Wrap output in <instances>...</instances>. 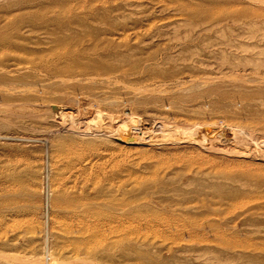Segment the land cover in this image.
Returning a JSON list of instances; mask_svg holds the SVG:
<instances>
[{
	"label": "rangeland",
	"instance_id": "rangeland-1",
	"mask_svg": "<svg viewBox=\"0 0 264 264\" xmlns=\"http://www.w3.org/2000/svg\"><path fill=\"white\" fill-rule=\"evenodd\" d=\"M263 18L264 0H0L28 35L0 51V264H264ZM180 36L230 47L200 74L148 58Z\"/></svg>",
	"mask_w": 264,
	"mask_h": 264
},
{
	"label": "bare ground",
	"instance_id": "bare-ground-1",
	"mask_svg": "<svg viewBox=\"0 0 264 264\" xmlns=\"http://www.w3.org/2000/svg\"><path fill=\"white\" fill-rule=\"evenodd\" d=\"M264 19V18H263ZM202 21V19H201ZM254 21V20H253ZM264 21V20H263ZM183 22V21H182ZM7 20H5L2 24H0V51L1 52H4L6 49H10V48H14V49H25V50H28V48L25 46V43H24V39L26 37H28L27 34H25L22 30V27L23 25L21 24H15V23H8ZM188 23V22H187ZM73 25V24H72ZM174 25V24H173ZM38 25L37 24H31L29 23V30L30 32H32L34 30V28H36ZM175 27V26H174ZM173 27V28H174ZM187 27V26H186ZM70 28V27H69ZM178 28V27H177ZM195 28V27H194ZM204 29L205 31L207 30H212L215 28V25L214 24H206V25H203V27H201V29ZM203 30V32H204ZM222 32V31H221ZM194 33V32H193ZM192 31L190 33L189 31V34H186V36H191V34H193ZM198 33V32H197ZM218 33V32H217ZM177 34V33H176ZM11 35H14L15 37H18L19 38V41H12L11 40ZM180 35V34H179ZM175 36V35H174ZM262 36V35H261ZM74 37V36H73ZM222 37V36H221ZM75 38V37H74ZM173 39V38H172ZM67 40V39H66ZM179 42L180 43V47L178 50H176V53L175 51H165L163 53V55L160 57V61H158V57H157V53H150L148 54V58L151 59L152 61L154 60H157V62H161V63H165V62H173V61H187V60H190V59H194L198 62V65H194L193 67H191L192 69V72L194 73H207V67H203L201 66L202 64H206L207 62L205 61H209L212 57H218L217 55L219 54L218 52H220L222 54L221 57H225V49L226 48H229L230 45H229V40L226 39V40H220V41H207V39H204V40H201V39H197L196 43H194L193 45H189V44H184L185 42L182 41L181 39V36L178 38ZM194 41V40H193ZM73 42V41H71ZM65 41H63L62 44H64ZM233 44V43H232ZM242 46H244V44L240 43ZM64 45H70V44H64ZM71 45H73V43H71ZM241 46V47H242ZM235 47V46H233ZM248 47V46H247ZM252 47V46H251ZM257 47V46H256ZM198 48H201V50L199 51ZM240 48V47H238ZM236 48V49H238ZM246 48V46H245ZM250 48V47H249ZM249 48H246V49H249ZM254 49V47H252ZM53 49V48H52ZM242 49L244 50V47H242ZM245 49V50H246ZM253 49L251 51H253ZM54 51V54H57V57L58 58H63L64 57H69V56H72V55H80V56H87V54H89V48L88 47H83V48H75L74 46H71V47H68L65 48L64 50H57L56 48L53 49ZM136 49L135 48H132L131 50H127V52L125 53H122L121 56H123L124 58L126 57V55H130V53H136ZM258 52V50H257ZM252 53V52H251ZM258 53H264V47H261L259 48V52ZM240 54V53H239ZM103 55L106 56V54H102V55H98L97 58L98 59H101L103 58ZM110 55V54H108ZM220 55V54H219ZM262 55V54H261ZM223 57V58H224ZM228 57V56H227ZM247 57V56H246ZM209 59V60H208ZM213 60V59H212ZM251 61V60H250ZM155 62V61H154ZM156 62V63H157ZM202 63V64H201ZM241 63V61H240ZM239 63V64H240ZM254 63V62H253ZM7 57L6 56H3V57H0V71L1 72H5V70H7ZM201 64V65H200ZM209 64V63H208ZM229 62H227L226 65H228ZM232 64V63H231ZM238 64V65H239ZM219 65V64H218ZM235 65V64H234ZM233 65V66H234ZM212 66V65H211ZM217 66V65H216ZM237 66V65H236ZM242 66V65H241ZM103 67H110L108 64H104ZM219 68V67H218ZM236 68V67H234ZM243 68V67H242ZM68 69V67H67ZM188 69V68H187ZM206 69V70H205ZM221 69V68H220ZM259 69V68H258ZM258 69H256L258 71ZM3 70V71H2ZM139 70V69H138ZM226 70V69H225ZM106 71V70H105ZM262 77H264V75H262ZM246 78V77H245ZM221 79V78H219ZM178 81V80H177ZM136 118V117H135ZM82 121V120H81ZM84 122V121H82ZM144 122V121H143ZM142 123H135L134 124H131L127 121H123V122H120V126H119V131L120 133L124 132L126 135H129L130 132H132L133 130H136V129H141V134L142 133H145V129L146 126H140ZM89 125V124H88ZM93 126V125H92ZM88 127V126H87ZM157 127V126H156ZM213 127V126H212ZM216 127V126H215ZM89 129V128H88ZM143 129V130H142ZM152 129V128H151ZM165 129V127H164ZM163 129V130H164ZM166 130V129H165ZM98 131V130H97ZM221 131V130H220ZM201 132V131H199ZM123 133V134H124ZM227 128L224 129L223 131H221V137L220 138H224V139H227ZM124 134V135H125ZM176 134V133H175ZM199 134V133H198ZM203 134V133H202ZM130 136V135H129ZM184 136V134H183ZM199 136V135H198ZM210 139H213L214 141H218L220 138H218V136H215L214 134V130H212L210 127H208V132H207V135ZM144 137V136H143ZM141 138L138 136V140H141V142H143L142 139L144 138ZM190 137V136H189ZM193 138V137H192ZM121 139V138H120ZM182 139V138H180ZM257 139V138H256ZM190 140V139H189ZM193 140V139H192ZM195 140V139H194ZM228 141V139H227ZM259 142V141H258ZM197 143V142H196ZM200 145V144H199ZM204 146V145H203ZM216 150V149H214ZM218 152V151H217ZM223 152V150L221 151ZM264 152V151H262ZM228 153V152H227ZM263 154V153H262ZM214 166V164H213ZM213 176V175H212ZM263 203H259L257 205H262ZM122 237V236H121ZM231 259V258H230Z\"/></svg>",
	"mask_w": 264,
	"mask_h": 264
}]
</instances>
